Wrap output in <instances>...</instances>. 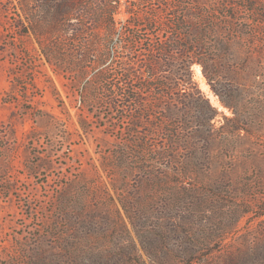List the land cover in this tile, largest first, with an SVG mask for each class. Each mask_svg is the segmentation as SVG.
Returning <instances> with one entry per match:
<instances>
[{"label":"rangeland","instance_id":"obj_1","mask_svg":"<svg viewBox=\"0 0 264 264\" xmlns=\"http://www.w3.org/2000/svg\"><path fill=\"white\" fill-rule=\"evenodd\" d=\"M120 1L115 18L122 43L132 35L156 37L158 28H148L145 17L153 13L159 23L173 6L166 8L163 0ZM130 2L136 7L131 17ZM237 13L233 22H255L249 12ZM15 18V9L0 0V264H186L183 249L194 251L190 264H264V32H256L255 40L263 52L249 58L242 47L243 68L224 66L252 69L246 91L231 102L237 115L220 104L201 66H192L199 88L221 112L215 125L237 131L225 146L228 152L219 139L213 141L211 220L175 225L169 215L163 225L167 244L154 254L147 237L152 225H130L116 198L124 225L102 222L103 196L92 189L121 179L110 158L118 138L91 114L94 121L84 132L87 109L75 72L55 71L32 36H19ZM143 46L136 44L134 58L143 57ZM129 184L136 185L133 178ZM84 185L90 192L84 193ZM158 194L150 187L138 192L151 209V201L165 197ZM187 200L180 202L178 218ZM206 253L209 259L202 262Z\"/></svg>","mask_w":264,"mask_h":264},{"label":"trees","instance_id":"obj_2","mask_svg":"<svg viewBox=\"0 0 264 264\" xmlns=\"http://www.w3.org/2000/svg\"><path fill=\"white\" fill-rule=\"evenodd\" d=\"M4 2L15 9L20 37L32 36L39 54L55 71L75 72L87 109L84 132L94 121L91 114L118 138L110 158L113 166L121 169V179L112 177L111 187L101 183L92 189L103 196L102 222L124 225L114 208L116 198L130 225H152L147 237L154 254L157 247L167 244L163 228L167 217L171 216L175 225L208 223L213 141L219 139L228 152L225 146L237 128L215 125L221 112L199 88L192 66H201L220 104L237 115L231 102L246 91V76L252 69L224 66L243 68L242 47L245 50L246 46L249 58L253 51L263 52L262 44L255 40L256 32H264V0H163L166 8L173 2L166 18L157 23L155 14L145 17L148 28H158L157 36L137 40L132 35L123 43L119 42L122 32L115 18L120 0ZM135 8L131 2L126 6L130 17ZM238 9L249 12L255 22H233L238 19ZM138 42L144 45L142 58L132 55ZM131 178L136 183L133 187ZM146 187L165 195L151 201L152 209L142 205L138 195ZM90 190L84 185V193ZM184 199H188L185 215L178 218ZM113 213L116 219L111 217ZM92 221L85 220L87 224ZM188 250L180 252L186 264L195 261L194 251ZM208 259L206 253L202 262Z\"/></svg>","mask_w":264,"mask_h":264}]
</instances>
